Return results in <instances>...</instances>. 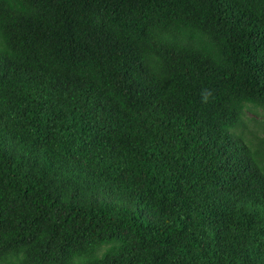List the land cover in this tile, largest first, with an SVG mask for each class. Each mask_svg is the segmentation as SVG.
<instances>
[{"label":"trees","instance_id":"16d2710c","mask_svg":"<svg viewBox=\"0 0 264 264\" xmlns=\"http://www.w3.org/2000/svg\"><path fill=\"white\" fill-rule=\"evenodd\" d=\"M0 264H264V0H0Z\"/></svg>","mask_w":264,"mask_h":264},{"label":"rangeland","instance_id":"374dc122","mask_svg":"<svg viewBox=\"0 0 264 264\" xmlns=\"http://www.w3.org/2000/svg\"><path fill=\"white\" fill-rule=\"evenodd\" d=\"M251 116V114H248ZM245 129L244 128H241V129H237L235 132H233V135L236 139H241V136L243 133H245L244 131ZM242 140V139H241ZM243 141V140H242Z\"/></svg>","mask_w":264,"mask_h":264},{"label":"clouds","instance_id":"9594fccd","mask_svg":"<svg viewBox=\"0 0 264 264\" xmlns=\"http://www.w3.org/2000/svg\"><path fill=\"white\" fill-rule=\"evenodd\" d=\"M210 95H211V92L210 91L208 92V95H203L202 102H205L206 103L208 101Z\"/></svg>","mask_w":264,"mask_h":264}]
</instances>
